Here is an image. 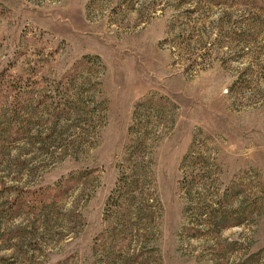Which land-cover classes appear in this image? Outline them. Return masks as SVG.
<instances>
[{"label":"rangeland","instance_id":"rangeland-1","mask_svg":"<svg viewBox=\"0 0 264 264\" xmlns=\"http://www.w3.org/2000/svg\"><path fill=\"white\" fill-rule=\"evenodd\" d=\"M184 1L0 0V264H264V0Z\"/></svg>","mask_w":264,"mask_h":264},{"label":"trees","instance_id":"trees-1","mask_svg":"<svg viewBox=\"0 0 264 264\" xmlns=\"http://www.w3.org/2000/svg\"><path fill=\"white\" fill-rule=\"evenodd\" d=\"M192 0H185L184 3H192ZM236 2H242L244 4H250L252 6L261 7V4L255 0H197L193 3L202 6H209V5H224L225 7H232V5ZM179 4H182L180 2ZM256 21V20H255ZM229 36H232L234 42L241 46H246L247 42V27L243 24L242 19L236 20L234 22L233 29L229 32Z\"/></svg>","mask_w":264,"mask_h":264}]
</instances>
